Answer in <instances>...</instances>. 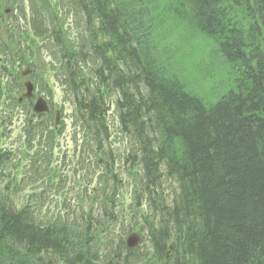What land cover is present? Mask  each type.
Returning <instances> with one entry per match:
<instances>
[{
	"label": "trees",
	"instance_id": "obj_1",
	"mask_svg": "<svg viewBox=\"0 0 264 264\" xmlns=\"http://www.w3.org/2000/svg\"><path fill=\"white\" fill-rule=\"evenodd\" d=\"M72 1L91 43L88 51L61 56L72 81L90 61L91 86L98 93L118 91L121 127L131 140L128 158L143 176L137 203L155 210L165 185L152 182L151 192V178L178 183L165 214L175 226L145 250L153 246L157 264H264V0H176L187 10L186 21L216 43L231 67L234 85L213 103L169 72L147 11L129 0ZM55 34L64 49L59 30ZM84 81L72 85L81 108L89 91ZM93 106L98 113L96 101ZM92 119L100 144L109 136L105 117ZM10 157L0 150V170ZM110 202L102 220L85 215L78 225H65V219L43 221L30 204L19 207L0 184V264L139 259L141 253L126 250L123 241L101 235L108 221L117 220ZM146 212L144 225L150 222Z\"/></svg>",
	"mask_w": 264,
	"mask_h": 264
},
{
	"label": "rangeland",
	"instance_id": "obj_2",
	"mask_svg": "<svg viewBox=\"0 0 264 264\" xmlns=\"http://www.w3.org/2000/svg\"><path fill=\"white\" fill-rule=\"evenodd\" d=\"M71 2L0 0V149L11 151V157L1 164L0 184L8 186L19 207L35 204L43 221L64 218L74 224L79 223L84 210L95 213L101 198L102 206L111 204L113 193L117 221L106 224L101 235L125 239L127 224L141 223L143 207L135 201L143 188V176L125 158L129 142L119 128L116 93L108 94L99 104L111 129L105 153L112 151L115 156L105 163V154L95 148L77 115L72 94L60 81L62 62L56 54L50 23L59 26L65 43L75 49L85 45L88 50L91 43L83 16ZM128 2L150 14L161 60L189 90L212 103L233 87L231 67L217 51L216 43L186 21L183 5L176 0ZM87 66L93 70L91 63ZM88 73L84 72L86 77ZM25 81L32 83L35 96L52 104V116L42 118L32 113V102L23 98ZM115 164L116 169L110 170ZM173 183L171 180L166 185ZM176 189L174 183L170 191L175 193ZM97 210L102 212V207Z\"/></svg>",
	"mask_w": 264,
	"mask_h": 264
},
{
	"label": "bare ground",
	"instance_id": "obj_3",
	"mask_svg": "<svg viewBox=\"0 0 264 264\" xmlns=\"http://www.w3.org/2000/svg\"><path fill=\"white\" fill-rule=\"evenodd\" d=\"M69 82L72 85H75V83L81 85L82 84L81 83L82 77L80 76L79 78L75 79V81H72V79H69ZM108 91H109V89H108ZM106 93H104L100 96H97L95 98V100H99V101L104 102V98L106 96ZM72 97L74 98L75 96L72 95ZM140 98L141 97H138L136 99L139 101ZM132 130L133 129H131V128L129 129V131H132ZM99 133L101 134V130L99 131ZM108 133H109V130H108ZM152 182L159 184V185H165L167 180L165 177H162V176H158L156 178H151L150 182L148 183L146 188H148L151 192H154L155 187L152 185ZM157 201H158V203L156 205L155 210L152 213L150 212L151 209L146 212V215H149V217H150L149 224L144 225L143 220H140L141 221L140 224H137L135 222H130L129 224H127V229L124 232L125 234H128V235L126 236L125 239L124 238L119 239V241L124 242L126 250H128V251L133 250V251H136L138 253H141L140 254L141 256L139 259H132L131 261H129L130 262L129 264H157L156 263V256L154 255L156 253L153 254V251L151 249V248H153V246L151 248L146 249V250H145V247H147V246L150 247L151 245H153L152 243L155 242L156 240H158V238H160V236L170 234L168 227L175 226L174 223H173V225H172V223H166L165 214L167 212V206H168V203H172V200L169 199V193H168L166 187H165L164 191H161V195L158 196ZM34 205H32V207L34 209V213L37 214L38 212L36 210V207H34ZM150 213H151V215H150ZM57 219H59V218H57ZM69 223H70V220L65 219V225H69ZM110 223L111 222L108 221L106 226H110ZM184 227H185L184 231H186V229H187L186 224ZM132 237L140 238L139 244H129L128 242H129V240H131ZM165 256H166V254H165ZM104 259L105 258L103 256H98L96 258V260H94V263L95 264H103Z\"/></svg>",
	"mask_w": 264,
	"mask_h": 264
},
{
	"label": "water",
	"instance_id": "obj_4",
	"mask_svg": "<svg viewBox=\"0 0 264 264\" xmlns=\"http://www.w3.org/2000/svg\"><path fill=\"white\" fill-rule=\"evenodd\" d=\"M42 103H43L42 101H39L37 105H39V107H41ZM137 242H138V238L137 237H132L131 240H129L128 243L129 244H137Z\"/></svg>",
	"mask_w": 264,
	"mask_h": 264
}]
</instances>
